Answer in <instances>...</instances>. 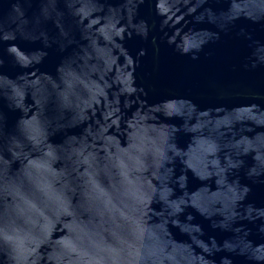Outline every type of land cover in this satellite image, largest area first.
<instances>
[{
  "label": "water",
  "instance_id": "water-1",
  "mask_svg": "<svg viewBox=\"0 0 264 264\" xmlns=\"http://www.w3.org/2000/svg\"><path fill=\"white\" fill-rule=\"evenodd\" d=\"M80 4L100 9L83 18L84 24L91 19L98 23L89 32L72 25L78 55L69 53L63 72L55 67L66 53L53 46L43 62L21 74L30 85L25 89L27 111H12L0 100L6 130L18 116L23 120L35 116L40 127L34 134L51 145L57 157L52 168L66 169L72 177L84 174L86 181L100 169L95 175L98 184L91 189L99 201L111 194L112 182L122 179L143 188L148 198L141 225L154 231L156 258L164 264H221L222 257L230 264H264V0H133L132 4L80 0ZM107 18L121 29L112 41L96 31ZM57 20L66 26L72 22L67 0H0V36H15L22 57L29 53L20 43L38 51L40 40L32 37L55 33ZM141 21L150 26L149 39H128L129 26ZM89 37L96 39V47L112 49L116 61L111 67L106 68ZM116 45L133 54L148 48L133 84L151 82L147 95L122 91L118 73L126 58L117 55ZM86 64L101 72L86 74L87 69L82 70ZM154 65L157 71L152 72ZM0 71L15 75L22 70L5 57ZM62 77H79L76 91L84 98L89 95L85 85L104 92L84 108L83 120H73L75 110L59 100L58 92L65 89ZM9 80L15 83L13 77ZM11 87L4 83L0 91ZM56 125L63 127L54 130ZM17 139L20 146L0 145V207L19 201L18 191L29 193L23 172L30 161L33 170L47 174L42 153L22 129ZM121 168L123 176L118 174ZM52 194L57 195L54 190ZM80 199L78 191L72 201ZM67 233L57 222L50 241ZM212 240L218 251L208 252L204 246L211 247ZM38 251L39 264H55L47 260L49 244Z\"/></svg>",
  "mask_w": 264,
  "mask_h": 264
},
{
  "label": "clouds",
  "instance_id": "clouds-1",
  "mask_svg": "<svg viewBox=\"0 0 264 264\" xmlns=\"http://www.w3.org/2000/svg\"><path fill=\"white\" fill-rule=\"evenodd\" d=\"M67 3L71 24L66 26L64 22L57 20L55 33L41 32L38 37H32V39L40 40L38 51L24 47V43H20V47L29 53V56L22 57L18 52L15 44L19 41L15 36L11 34L0 36V68L5 64V57H7L11 64L22 70L15 75L0 71V86L4 83L12 84L9 91H0V100L8 109L18 112L21 109L27 111L24 106L25 89L30 85L21 78V74L31 71L33 67L43 62L49 54V49L55 46L57 51L66 53L55 67V70L59 69L61 72H63V62L71 58L69 53L78 55L73 47L76 41L72 25L89 32L98 23L96 19H91L90 23L84 24L83 18L90 17L92 12L100 11L99 8L86 9L83 4H80V0H67ZM127 3L132 4L133 0H127ZM77 4L80 6L77 7ZM128 11L130 13L132 9ZM96 31L103 36L104 40L112 41L113 37L120 35L121 29L116 26L113 19L107 18L104 26ZM134 36L144 42L149 39L150 26L146 21L129 26L127 38L131 39ZM5 39L9 41L7 45L4 42ZM25 39L28 38L25 37ZM89 39L104 59L106 68L111 67L116 61L112 49L96 47V39L92 37ZM116 47L117 55L126 58L123 70L118 73L119 79L123 81L122 91L130 95L140 93L147 95L146 89L151 88V82L144 80L138 87H134L133 84L138 79L137 69L141 65V58L148 55V48L140 47L133 54L126 46L116 45ZM187 51V48L183 49V52ZM84 68L87 69L86 74L101 72L96 65L86 64L82 66V70ZM155 71L157 67L154 65L152 72ZM69 75L75 77V73H69ZM9 77H13L15 83L9 80ZM62 79L65 89L58 92L61 104L75 110L77 115L72 117L73 120L77 118L83 120L84 108L97 101L98 95H104L103 90L98 86L85 85L89 95L84 98L76 91V85L81 83L79 77L75 79L62 77ZM36 103L39 104L40 100L37 99ZM39 127L40 122L35 116L31 120H23L18 116L12 129L6 130L5 115L0 111V145L8 142L20 146L17 133L22 129L34 149L42 153V158L46 161L44 168L47 172L45 174L39 169L33 170L31 165L34 162L30 161L23 172V177L31 186L29 193L24 194L18 191L19 201L6 203L0 207V264H39L41 255L38 249L42 244H49L51 247L52 251L48 253L47 260L54 261L55 264H164V261L156 258L154 231L141 225L143 204L148 198L145 190L139 185L129 184L126 179H122L119 182H112L111 194L107 199L99 201L93 196L91 189L98 184L95 175L100 169L90 173V180L86 181L82 179L84 174L78 173L76 177H72L66 169L57 171L52 168L51 162L57 157L51 145L43 144L41 138L34 134ZM60 127L63 125H56L54 130ZM74 163L78 164L79 160ZM102 167L106 169L108 165L105 164ZM75 170L73 168V171ZM118 174L124 175L122 168ZM22 183L23 180L20 181V184ZM53 190L57 195L52 194ZM78 191L81 199L74 204L72 198ZM174 211H179V207L175 206ZM85 216L87 219L84 218ZM57 222L63 223L68 233L56 241H50L51 231ZM204 247L208 252L214 249L218 251L215 240H212L211 247L208 245ZM224 247L230 246L225 243ZM221 264H230V260L222 257Z\"/></svg>",
  "mask_w": 264,
  "mask_h": 264
}]
</instances>
